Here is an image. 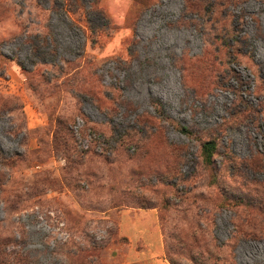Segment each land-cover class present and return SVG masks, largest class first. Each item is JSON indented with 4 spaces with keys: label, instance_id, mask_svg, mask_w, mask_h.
<instances>
[{
    "label": "rangeland",
    "instance_id": "obj_1",
    "mask_svg": "<svg viewBox=\"0 0 264 264\" xmlns=\"http://www.w3.org/2000/svg\"><path fill=\"white\" fill-rule=\"evenodd\" d=\"M202 2L0 0V253L264 264V0Z\"/></svg>",
    "mask_w": 264,
    "mask_h": 264
},
{
    "label": "trees",
    "instance_id": "obj_2",
    "mask_svg": "<svg viewBox=\"0 0 264 264\" xmlns=\"http://www.w3.org/2000/svg\"><path fill=\"white\" fill-rule=\"evenodd\" d=\"M198 1L202 2V0H198ZM199 9L200 8H198L197 10ZM247 109H249L248 111L253 112L251 107ZM214 149H215V145L213 142H206L205 144H203V155H204V160L207 164H210L211 162V157H212ZM4 255H5L4 253H0V264H15L16 262L15 257L13 259V258H10L9 255H5V256Z\"/></svg>",
    "mask_w": 264,
    "mask_h": 264
}]
</instances>
